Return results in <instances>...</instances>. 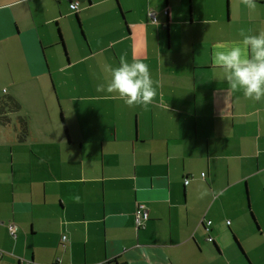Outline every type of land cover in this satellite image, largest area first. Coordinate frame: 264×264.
<instances>
[{
    "label": "crops",
    "instance_id": "1",
    "mask_svg": "<svg viewBox=\"0 0 264 264\" xmlns=\"http://www.w3.org/2000/svg\"><path fill=\"white\" fill-rule=\"evenodd\" d=\"M256 3L0 0V264H264V100L211 62L264 31ZM121 57L159 82L147 108L106 91Z\"/></svg>",
    "mask_w": 264,
    "mask_h": 264
},
{
    "label": "clouds",
    "instance_id": "2",
    "mask_svg": "<svg viewBox=\"0 0 264 264\" xmlns=\"http://www.w3.org/2000/svg\"><path fill=\"white\" fill-rule=\"evenodd\" d=\"M250 11L257 9L256 0H241ZM239 41L217 42L212 45L211 62L227 82L230 92H242L245 99L264 100V31L246 34L242 29ZM110 79L106 84L109 94L117 95L128 107L153 104L159 82L152 79L147 64L121 57L118 67L105 65ZM104 88L105 85H101Z\"/></svg>",
    "mask_w": 264,
    "mask_h": 264
},
{
    "label": "built area",
    "instance_id": "3",
    "mask_svg": "<svg viewBox=\"0 0 264 264\" xmlns=\"http://www.w3.org/2000/svg\"><path fill=\"white\" fill-rule=\"evenodd\" d=\"M260 1L264 2V0H260ZM68 6L72 9L76 8V1H70L68 3ZM148 15H150L152 20L155 19L153 12L148 11ZM184 182H186V179H184ZM145 218H146V211L143 208H141L140 205H137L133 211V219H134L135 224L136 225L141 224V221ZM202 223L204 225V229H208V225L210 224V219L207 218L204 220V222L202 221ZM6 229H7L8 233L13 236L15 234L16 224L12 220H9L6 223ZM63 238H64V236L62 235L61 239H63ZM206 239L210 240L211 236L207 235ZM27 264H32V263L27 261Z\"/></svg>",
    "mask_w": 264,
    "mask_h": 264
},
{
    "label": "rangeland",
    "instance_id": "4",
    "mask_svg": "<svg viewBox=\"0 0 264 264\" xmlns=\"http://www.w3.org/2000/svg\"><path fill=\"white\" fill-rule=\"evenodd\" d=\"M18 91H24V110L26 111H42V99L40 100L38 97V88L36 86H32V85H23V86H19ZM30 123L32 125H36L37 124V120L36 119H32L30 120Z\"/></svg>",
    "mask_w": 264,
    "mask_h": 264
},
{
    "label": "trees",
    "instance_id": "5",
    "mask_svg": "<svg viewBox=\"0 0 264 264\" xmlns=\"http://www.w3.org/2000/svg\"><path fill=\"white\" fill-rule=\"evenodd\" d=\"M256 1H260V0H256ZM2 97H0V123H2L5 119V116H6L5 111L6 110H16L19 107L18 102L15 100V98H13L11 96H2ZM21 126H22L21 130L19 131V134H18L20 139H21V137H23V135L25 133L24 122L21 123Z\"/></svg>",
    "mask_w": 264,
    "mask_h": 264
}]
</instances>
